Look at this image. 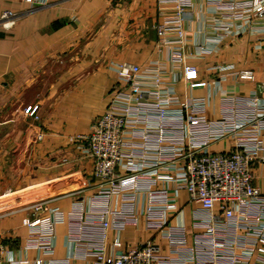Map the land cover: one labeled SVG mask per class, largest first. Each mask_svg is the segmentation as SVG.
Listing matches in <instances>:
<instances>
[{
  "label": "crops",
  "instance_id": "obj_1",
  "mask_svg": "<svg viewBox=\"0 0 264 264\" xmlns=\"http://www.w3.org/2000/svg\"><path fill=\"white\" fill-rule=\"evenodd\" d=\"M40 1L0 0V15L5 10L16 14L11 29L0 26L2 257L27 264L44 257L38 249L25 247L27 228L22 220L31 218L25 208L46 200L40 217L54 208L64 217L63 223L54 225L51 257L64 264H94L67 237L73 203L81 201L85 212L88 199L97 193L92 161L81 155L72 138L88 134L116 90L128 89L107 67L139 66L134 84L145 90L157 82V91L174 103L208 99L205 118L216 121L225 97L255 93L264 101V20L250 16L238 27L225 11L209 4L215 0H190L180 34L167 32L166 45L157 33L163 15L160 0H48V5L39 6ZM173 49L181 50L183 62L172 60ZM183 65L195 68L196 79L183 80ZM240 71H251L254 80L240 79ZM33 106L36 120L24 112ZM232 149L228 139L209 146L212 153ZM121 174L117 168L116 175ZM253 174L261 186L264 165L256 166ZM157 188L174 189L170 183ZM176 191L169 221L181 222L190 232L192 206L183 187ZM144 200L139 199L138 210ZM119 204V198L112 197L110 207L118 209ZM146 241L167 254L165 241L146 231L139 215L137 225L108 233L106 252L126 251Z\"/></svg>",
  "mask_w": 264,
  "mask_h": 264
},
{
  "label": "built area",
  "instance_id": "obj_2",
  "mask_svg": "<svg viewBox=\"0 0 264 264\" xmlns=\"http://www.w3.org/2000/svg\"><path fill=\"white\" fill-rule=\"evenodd\" d=\"M159 2L163 15L157 33L170 45L164 37L169 31L180 34L182 15L191 2ZM209 4L225 11L226 18L238 27L248 23L250 16L264 20L260 0ZM15 20L16 15L7 10L0 16V25L9 29ZM220 28L228 30L225 25ZM171 57L180 63L184 59L180 49H173ZM109 69L128 89L116 90L88 134L72 138L81 155L92 161L97 193L88 199L85 212L81 201L73 203L68 214L73 219L68 226L69 242L80 247L83 257H92L94 264H264V178L257 186L253 174L256 166L264 165V101L255 93L225 97L220 118L208 121V99L174 103L157 91V82L155 88L145 90L134 84L139 66L121 63ZM196 76L194 67L183 65V80ZM238 76L254 80L251 71H240ZM36 109L33 106L24 112L36 120ZM223 139L232 141V150L209 151L213 142ZM117 168L121 175H116ZM159 183H170L174 189H158ZM180 187L192 206L190 232L181 222L169 221ZM115 196L118 209L110 207ZM142 197L144 204L138 210ZM45 203L36 201L25 208L31 211V218L22 220L27 228L25 247L38 249L44 256L35 264H64L51 257L54 225L63 223L64 217L57 208L40 217ZM139 215L145 230L165 241L167 254L151 241L108 254V233L137 225ZM3 251L0 240V264H27L5 261Z\"/></svg>",
  "mask_w": 264,
  "mask_h": 264
},
{
  "label": "rangeland",
  "instance_id": "obj_3",
  "mask_svg": "<svg viewBox=\"0 0 264 264\" xmlns=\"http://www.w3.org/2000/svg\"><path fill=\"white\" fill-rule=\"evenodd\" d=\"M28 3H29V2H28ZM48 3H49L48 0H41V1L38 3V5H39V6H46V5H48ZM5 11H7V10H5ZM9 11H11L14 15H16L14 11H12V10H9ZM3 12H4V11H3ZM3 12L1 13V15L3 14ZM1 15H0V16H1ZM15 23H16V20H15ZM15 23H14V25H15ZM14 25H13V26H14ZM0 26H1V25H0ZM13 26H12V27H13ZM12 27H11V28H12ZM11 28H9V29H11ZM9 29H6V30H9ZM110 66H111V65H109L107 68L109 69ZM109 70H110V69H109ZM38 201H41V200H38ZM35 202H36V201H35Z\"/></svg>",
  "mask_w": 264,
  "mask_h": 264
}]
</instances>
